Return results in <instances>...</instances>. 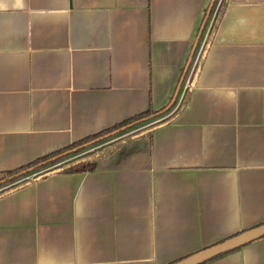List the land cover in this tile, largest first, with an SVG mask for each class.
Listing matches in <instances>:
<instances>
[{"label":"crops","instance_id":"1","mask_svg":"<svg viewBox=\"0 0 264 264\" xmlns=\"http://www.w3.org/2000/svg\"><path fill=\"white\" fill-rule=\"evenodd\" d=\"M219 3L0 0V172L188 91L92 170L0 195V264H169L264 222V0L210 32ZM201 264H264V235Z\"/></svg>","mask_w":264,"mask_h":264},{"label":"trees","instance_id":"2","mask_svg":"<svg viewBox=\"0 0 264 264\" xmlns=\"http://www.w3.org/2000/svg\"><path fill=\"white\" fill-rule=\"evenodd\" d=\"M225 4H226V0H220V3L218 5V8L214 16V20L211 25L210 32L215 28L217 21L219 20L221 13L225 7ZM187 98H188V91L186 90V92L184 93L181 99L180 104L170 114L166 112L170 109L171 104L168 106L167 105L162 106L159 109H152L149 107L148 109L139 112L137 114H134L112 126H109L95 133L89 134L83 138L77 139L59 149L40 155L35 159L25 164H22L16 168L3 170L0 172V180L11 181L12 179L13 180L17 179V177L23 175L28 171H32L34 169L43 168V167H47V169L41 172L40 174L52 168H60L59 172L61 171L84 172V171L92 170L95 167L98 159L110 154L119 146H121L123 143L131 140L136 134H139L140 132H143V134H147L150 132L151 129L158 126L160 123L170 121L173 118V116L176 115L180 111V109L184 106V104L187 101ZM136 127H140V128L134 130ZM118 133L121 134L119 135ZM117 134L119 136H116ZM112 136L113 137L116 136V137L113 138ZM108 137L109 139L110 137H112L113 139L107 142H103ZM89 147L90 148L94 147V148L90 149ZM61 160L62 162H59ZM57 162L59 163L55 164ZM51 165L54 166L51 168L49 167ZM36 176L37 175H34V177L25 178L16 181L11 185H9L8 187L0 189V195L5 194L9 191H12L13 189H16L26 183L31 182L33 179H35Z\"/></svg>","mask_w":264,"mask_h":264},{"label":"water","instance_id":"3","mask_svg":"<svg viewBox=\"0 0 264 264\" xmlns=\"http://www.w3.org/2000/svg\"><path fill=\"white\" fill-rule=\"evenodd\" d=\"M59 170L60 168H52L42 174H38L35 178H41L49 173L57 172ZM262 235H264V222L247 230L241 231L220 242L200 249L169 264H199L213 256H216L219 253L238 247Z\"/></svg>","mask_w":264,"mask_h":264},{"label":"rangeland","instance_id":"4","mask_svg":"<svg viewBox=\"0 0 264 264\" xmlns=\"http://www.w3.org/2000/svg\"><path fill=\"white\" fill-rule=\"evenodd\" d=\"M167 113V112H166ZM165 115V114H164ZM119 135L121 134V133H118ZM116 135V136H119V135ZM115 136V137H116ZM113 137V136H112ZM110 137V139H109V137L108 138H106L105 139V141H103V142H107V141H110V140H112L113 138H115V137ZM96 146H98V145H96ZM96 146H94V147H96ZM94 147H91V148H94ZM90 148V147H89ZM90 148V149H91ZM88 150V149H87ZM59 162H62V160L61 161H59ZM59 162H57V163H55V164H58ZM54 164V165H55ZM54 165H51V166H49V167H53ZM47 169V167H43V168H37V169H34V170H32V171H28V172H26V173H24L23 175H21V176H19V177H17V179H12L11 181H1L0 180V189H3V188H5V187H8L9 185H11L12 183H14V182H16V181H19V180H22V179H25V178H31V177H34V175H38V174H40L41 172H43L44 170H46Z\"/></svg>","mask_w":264,"mask_h":264},{"label":"flooded vegetation","instance_id":"5","mask_svg":"<svg viewBox=\"0 0 264 264\" xmlns=\"http://www.w3.org/2000/svg\"><path fill=\"white\" fill-rule=\"evenodd\" d=\"M138 128H140V127H136L134 130H136V129H138Z\"/></svg>","mask_w":264,"mask_h":264}]
</instances>
